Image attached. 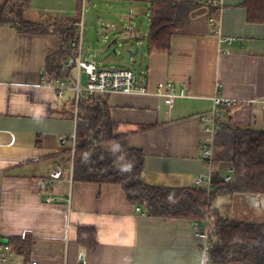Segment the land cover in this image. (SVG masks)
Returning <instances> with one entry per match:
<instances>
[{
	"label": "crops",
	"instance_id": "obj_1",
	"mask_svg": "<svg viewBox=\"0 0 264 264\" xmlns=\"http://www.w3.org/2000/svg\"><path fill=\"white\" fill-rule=\"evenodd\" d=\"M151 1L83 0L85 15L90 3L95 10L100 7L99 11L106 9L129 20V28L121 26L115 40L143 49L139 82L151 90L171 83L176 93L184 94L100 97L108 102L113 131L121 134L103 149H140L146 166L142 178L148 184L193 187L195 177L207 171L200 115L212 110L213 96L217 92L238 99L264 96V23L248 21L244 0H205L218 8L216 18H192L173 35L169 53H149ZM5 2L0 0V5ZM52 2L54 16L77 15V0ZM40 3L32 0L34 13H29V7L27 19L43 20L33 11L42 8ZM101 5L105 6L101 9ZM220 18L222 35L233 37L232 43H220L213 33ZM107 22L118 29L119 23ZM60 48L58 35L18 32L0 24V243L13 237L33 239L29 253L16 255L14 264L33 260L38 264L80 260L85 264H202L203 240L196 233L209 224L207 218L190 221L147 215L141 206L137 211L120 184L74 180L70 167L51 189H45L49 171L58 163L64 168L68 159L64 149L71 144L63 145L61 138L70 142L80 119L79 113L76 119L73 91L60 97L41 86L48 58ZM85 57L97 62L90 49H85ZM217 82L221 83L218 90ZM225 117L235 126L264 130V109L258 104L237 105ZM224 164L214 170L223 175ZM256 212L264 213V194L237 195L232 213L258 222ZM81 228L95 229V248L79 243Z\"/></svg>",
	"mask_w": 264,
	"mask_h": 264
},
{
	"label": "trees",
	"instance_id": "obj_2",
	"mask_svg": "<svg viewBox=\"0 0 264 264\" xmlns=\"http://www.w3.org/2000/svg\"><path fill=\"white\" fill-rule=\"evenodd\" d=\"M83 0H77L74 18L48 17L39 21L26 18L30 0H6L0 5V24L9 25L18 32L55 34L61 40V48L48 58V75L52 79L72 81L76 64L65 66V61L76 55L72 49L81 18ZM247 19L251 23H264V0H244ZM218 8L205 0H152L151 21L148 33L149 53H169L172 37L177 29L186 26L194 17L216 18ZM80 119L77 124L74 157L72 147L64 149L68 154L64 170L68 171L73 159V179L77 181L115 183L125 190L128 199L143 207L150 216L186 218L210 224L212 247L209 256L215 264H264V222L229 218L219 213L216 201L220 195L249 193L264 194V130L235 126L228 118V127L216 138L215 167L226 162L234 168L231 181H224L222 172L214 170L213 188L204 186L169 187L146 183L144 153L137 148L109 152L103 149L108 141L121 134L113 131L108 102L94 98L79 102ZM79 243L95 248L96 231L81 228ZM9 243L17 255H27L33 243L28 236L13 237Z\"/></svg>",
	"mask_w": 264,
	"mask_h": 264
},
{
	"label": "built area",
	"instance_id": "obj_3",
	"mask_svg": "<svg viewBox=\"0 0 264 264\" xmlns=\"http://www.w3.org/2000/svg\"><path fill=\"white\" fill-rule=\"evenodd\" d=\"M208 4H213V1H208ZM85 9L81 11V18L74 25L77 28V35L72 41V49L76 52L74 57H70L65 61V66L69 67L76 64V74L73 82H69L64 78L52 79L48 73L42 76L41 86L50 88L62 97L66 91L70 90L75 93V114L76 119L78 117V106L81 99L89 101L97 97L107 96L113 93H122L129 95H158V96H184L183 92L178 94L175 92V86L171 83L160 84L157 90H151L143 83L139 82L138 76L134 70L123 66H101L95 60H90L85 57V44H84V22ZM213 33L218 37L219 42L232 43L233 37H223L222 35V19H218L213 27ZM223 53L229 52L219 48ZM87 74V84H82V73ZM221 87V83H216V89ZM213 108L207 113L200 115V119L203 124V142H202V159L206 164L207 171L198 175L194 179V183L197 186H204L208 192L213 188V174L216 156V137L221 131H224L228 127V119L225 117V113L231 110L237 105L244 103L258 104L264 109V96L253 99H238L232 97H226L219 92L213 96ZM76 142V133L71 135L70 142L67 138H61L63 145L71 144L72 158L74 157ZM73 159L71 161L70 170L73 173ZM234 168L228 166L223 171L224 181H231ZM65 174V170L61 163L56 164L45 178V189L52 188L56 180L61 179ZM141 207H137V211H141ZM145 213V212H143ZM209 222L208 218L206 219ZM197 225V222H196ZM210 225L207 224L203 231H197V235L203 240V261L207 257L206 262H210L209 251L212 247V241L210 239ZM17 254L13 250L9 241H2L0 243V264H14V259ZM32 264H38L37 260H33ZM77 264H85L83 260H80Z\"/></svg>",
	"mask_w": 264,
	"mask_h": 264
},
{
	"label": "rangeland",
	"instance_id": "obj_4",
	"mask_svg": "<svg viewBox=\"0 0 264 264\" xmlns=\"http://www.w3.org/2000/svg\"><path fill=\"white\" fill-rule=\"evenodd\" d=\"M40 1L42 3L38 5L42 8L33 9V11L37 10L36 12L40 19H46L48 17L56 15L53 13L55 12V10L52 9L53 0ZM73 1L75 2V0ZM102 6L105 5H101V9ZM32 7V0H30V14L34 13L32 12ZM86 8V15L84 17L85 49L91 50L92 57L94 56V59L96 58L98 64L106 66L128 67L133 69L135 73L139 76L141 74L142 59L144 54L143 49L137 55L132 57L127 51L128 48L132 47H127V43L122 42V39H119V42L117 44L115 40L118 36H120L119 30L121 29V26H123L124 28H129V20L126 18L121 19L120 16L116 15L114 12L107 11L106 9L103 11H99L100 7L95 10L92 7V4L90 3L86 5ZM107 20L119 23L118 29L115 30L114 28H112V26H109ZM103 25H108V29L105 28V30H103ZM68 95H72V91H68L67 96ZM224 167H226L224 169L226 170L228 168V164H224ZM237 195L238 193L220 195L218 197L217 206L218 209H220L225 216L229 218L242 219L240 215L232 213L234 202H236L237 199ZM254 217L257 218L256 220H258V222H264L263 212H256Z\"/></svg>",
	"mask_w": 264,
	"mask_h": 264
},
{
	"label": "water",
	"instance_id": "obj_5",
	"mask_svg": "<svg viewBox=\"0 0 264 264\" xmlns=\"http://www.w3.org/2000/svg\"><path fill=\"white\" fill-rule=\"evenodd\" d=\"M143 46V45H142ZM127 51L129 52L130 56H135L140 52V46H136L135 48H128ZM87 74L85 72L82 73V84L86 85L87 84ZM72 83H74L72 81Z\"/></svg>",
	"mask_w": 264,
	"mask_h": 264
},
{
	"label": "clouds",
	"instance_id": "obj_6",
	"mask_svg": "<svg viewBox=\"0 0 264 264\" xmlns=\"http://www.w3.org/2000/svg\"><path fill=\"white\" fill-rule=\"evenodd\" d=\"M207 257L204 258V261H202V264H206Z\"/></svg>",
	"mask_w": 264,
	"mask_h": 264
}]
</instances>
